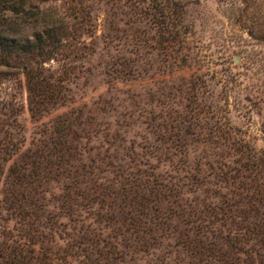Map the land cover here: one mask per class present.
<instances>
[{"label": "trees", "instance_id": "obj_1", "mask_svg": "<svg viewBox=\"0 0 264 264\" xmlns=\"http://www.w3.org/2000/svg\"><path fill=\"white\" fill-rule=\"evenodd\" d=\"M54 1L0 0V66L24 75L27 109L42 123L26 145L22 105L13 94L0 95L3 202L47 233L49 260L264 264V150L217 100L198 95L200 83L188 78L149 95L107 81L108 97L79 104L46 66L60 56L86 58L94 2L103 7L102 49L122 38L134 48L136 57L120 56L116 73L140 77L146 69L139 60L152 46L163 61L189 68L196 62L190 0L45 5ZM28 18L30 35L5 32ZM59 108L65 110L43 121ZM16 253L9 251L6 264H20Z\"/></svg>", "mask_w": 264, "mask_h": 264}, {"label": "rangeland", "instance_id": "obj_2", "mask_svg": "<svg viewBox=\"0 0 264 264\" xmlns=\"http://www.w3.org/2000/svg\"><path fill=\"white\" fill-rule=\"evenodd\" d=\"M73 3L72 0H56L45 5L54 4L64 10ZM85 3L91 2L85 0ZM90 9L95 36L86 58L71 54L70 59L61 60L60 56L46 64L54 75L65 80L64 86L71 90L74 100L79 104L104 100L108 97L107 81L116 84L120 90L131 84L132 93L148 91L151 95L155 90L168 91L172 84L176 87L189 78L196 85H202L199 96L217 100L227 111L232 125L242 130L255 148L264 150V0H190L186 9L187 19L193 25L190 40L196 62L181 69L176 63L163 61L161 52L152 46L145 49L144 59L139 60L146 69L140 77L115 72L122 68L117 65L121 63L120 56L136 57L134 48L122 38L118 42L112 40L102 49L103 7L92 2ZM29 20L31 18L26 23L18 20L17 25L10 23L11 28L7 27L5 32L9 36H18L12 35L17 30L22 36H28L34 29ZM84 38L89 40L88 35ZM105 62L111 66L107 71L102 66ZM62 63L67 66L66 72L59 70L63 69ZM0 70L9 74L0 78V95L13 94L22 105L19 119L28 145L42 123L34 122L30 117L24 75L13 67L0 66ZM64 110H54L43 121ZM4 195V177L0 176V264L7 263L10 250L17 252L20 264H53L54 259L48 258L53 244L47 233L35 223L27 224L29 216H22L16 207L5 204ZM57 243L61 242L57 240Z\"/></svg>", "mask_w": 264, "mask_h": 264}]
</instances>
